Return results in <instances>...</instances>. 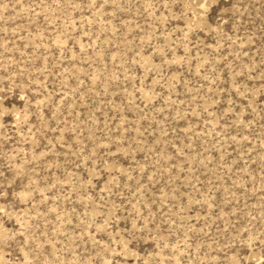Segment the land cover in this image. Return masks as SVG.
<instances>
[{
	"label": "rangeland",
	"instance_id": "obj_1",
	"mask_svg": "<svg viewBox=\"0 0 264 264\" xmlns=\"http://www.w3.org/2000/svg\"><path fill=\"white\" fill-rule=\"evenodd\" d=\"M0 264H264V0H0Z\"/></svg>",
	"mask_w": 264,
	"mask_h": 264
}]
</instances>
